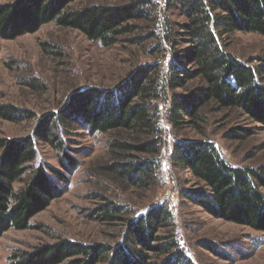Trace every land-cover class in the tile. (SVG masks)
Wrapping results in <instances>:
<instances>
[{"label": "trees", "instance_id": "1", "mask_svg": "<svg viewBox=\"0 0 264 264\" xmlns=\"http://www.w3.org/2000/svg\"><path fill=\"white\" fill-rule=\"evenodd\" d=\"M72 2L0 3V38L14 39L53 22L110 46L119 36L134 32L138 28L134 22L145 21L150 26L160 22L161 34L151 33L156 41L152 49L154 56H169L167 73L161 80L158 62L140 65L115 89L72 93L67 105L53 112L47 122L42 121L32 135L0 137V237L10 229L35 228L30 220L61 195L69 182L66 174L79 165L60 135L51 132L48 120L49 124L57 123L60 130L73 122L81 123L88 133L106 137L105 164L96 165L91 172L130 194L133 189H149L156 180L162 142L158 105L164 100L168 101L166 119L173 128L190 124L202 134L203 112L211 108L237 110L264 130V62L253 66L226 50L227 40L235 32L264 36V0H165L160 10L152 0L89 4L76 9ZM169 10H176L183 21H172L166 15ZM178 88L185 92L176 93ZM24 117L17 107L0 105V118L18 121ZM53 139L57 140L62 170L44 162L33 167L36 141ZM170 160L188 169L203 186L194 195L184 196L215 218L264 234V164L258 168L234 166L212 141L203 140L174 141ZM15 183L21 185L14 188ZM127 206L113 205L101 212L106 221L121 214L124 230L116 247L89 246L62 238L15 253L7 264H60L69 259L73 264H97L107 256L106 264H190L175 235L159 233L160 228L171 225L168 205H154L136 218Z\"/></svg>", "mask_w": 264, "mask_h": 264}, {"label": "rangeland", "instance_id": "2", "mask_svg": "<svg viewBox=\"0 0 264 264\" xmlns=\"http://www.w3.org/2000/svg\"><path fill=\"white\" fill-rule=\"evenodd\" d=\"M4 2L7 0H0ZM127 2L74 0L71 7ZM152 2L159 10L166 5L165 0ZM166 15L176 23L183 21L176 10H169ZM134 23L138 25L134 32L119 36L110 46L88 40L79 31L53 22L14 39L0 38V105L15 106L25 114L18 121L0 118V137L22 139L32 135L42 121L67 105L72 93L89 88L115 89L140 65L158 62L163 80L169 56H154L152 47L156 41L151 37V33L161 34L160 22L154 26L145 21ZM136 38L140 40L135 41ZM226 50L255 66L264 62V36L235 32L228 38ZM175 92L185 90L178 88ZM167 107V100L158 105L162 142L156 180L149 189H133L131 194L92 173L96 165L105 164L107 159L106 137L88 133L81 123L73 122L66 130H60L57 123L49 124L48 120L51 132L60 135L66 150L79 165L72 174H66L69 182L61 195L30 220L31 227L35 228L10 229L1 235L0 264L10 262L15 253L62 238L89 246L116 247L121 244L124 222L120 220L121 214L115 220L106 221L101 214L103 208L127 204L131 217L136 218L160 203L170 207L172 221L171 225L160 228L159 233L165 237L174 234L190 264H264V234L215 218L184 196L185 193L194 195L203 186L188 169L170 160L174 141L203 140L212 141L232 165L258 168L264 164V130L237 110L211 108L203 112L202 134L190 124L173 128L166 119ZM244 132L248 133L244 138H237ZM56 143L55 139L36 141L33 167L44 162L62 170ZM20 185L15 183L14 188ZM107 259L108 256L101 258L97 264H106ZM60 264L73 263L69 259Z\"/></svg>", "mask_w": 264, "mask_h": 264}]
</instances>
